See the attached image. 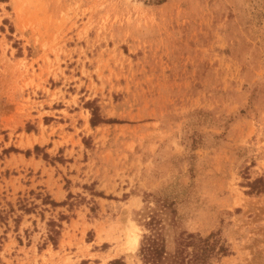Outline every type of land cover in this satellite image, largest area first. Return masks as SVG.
<instances>
[{"label": "rangeland", "instance_id": "374dc122", "mask_svg": "<svg viewBox=\"0 0 264 264\" xmlns=\"http://www.w3.org/2000/svg\"><path fill=\"white\" fill-rule=\"evenodd\" d=\"M260 177L264 0H0V264H264Z\"/></svg>", "mask_w": 264, "mask_h": 264}, {"label": "trees", "instance_id": "16d2710c", "mask_svg": "<svg viewBox=\"0 0 264 264\" xmlns=\"http://www.w3.org/2000/svg\"><path fill=\"white\" fill-rule=\"evenodd\" d=\"M106 120L110 119H103L99 114L95 113L94 109H92V116L90 118L91 125ZM258 180L261 181L262 186L258 187V190L256 189V191H264V178L260 177L256 181ZM252 187L253 186L251 185V188ZM149 212L150 214L146 217L148 220L145 222L149 231L143 234L139 246V254L145 264H188V262L193 264H205V259L210 253L212 255L214 253H226V247L213 233L205 237L193 235L192 233H187L184 237H182L183 235H179V237L182 238L178 243L179 246L173 252L168 253L165 250L162 225H160L157 214L154 213L155 211L153 209H150ZM145 216L146 214H144V217ZM59 226L60 225L56 224L53 220L49 223L48 239L55 240V235L59 233ZM184 238L186 239V242L191 241L193 246H195L194 252L189 256L185 253V246H187V244L184 242ZM217 241L219 245L217 251L214 252V244ZM110 264H123V261L122 259H113L110 261Z\"/></svg>", "mask_w": 264, "mask_h": 264}, {"label": "bare ground", "instance_id": "6f19581e", "mask_svg": "<svg viewBox=\"0 0 264 264\" xmlns=\"http://www.w3.org/2000/svg\"><path fill=\"white\" fill-rule=\"evenodd\" d=\"M138 244V234L134 232L132 237V247L135 248V246Z\"/></svg>", "mask_w": 264, "mask_h": 264}]
</instances>
